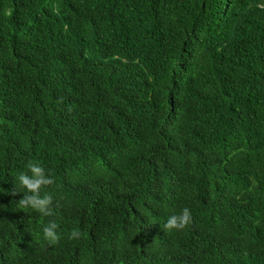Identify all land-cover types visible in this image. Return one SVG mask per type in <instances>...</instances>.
<instances>
[{
  "label": "trees",
  "instance_id": "obj_1",
  "mask_svg": "<svg viewBox=\"0 0 264 264\" xmlns=\"http://www.w3.org/2000/svg\"><path fill=\"white\" fill-rule=\"evenodd\" d=\"M0 264H264V0H0Z\"/></svg>",
  "mask_w": 264,
  "mask_h": 264
},
{
  "label": "clouds",
  "instance_id": "obj_2",
  "mask_svg": "<svg viewBox=\"0 0 264 264\" xmlns=\"http://www.w3.org/2000/svg\"><path fill=\"white\" fill-rule=\"evenodd\" d=\"M27 172L21 173L17 177L15 186L10 190V195L16 196L23 193L18 199V210L23 212L34 211L43 217H50L53 213V206H60L59 201H54V197L47 189L55 183L54 178L46 169L37 162L29 161ZM22 190V191H21ZM192 223V212L188 207L183 208L178 214L168 217L167 221L160 226L165 233L173 230L183 231ZM58 224L54 220H49L42 226L43 239L50 246L60 242L61 236L57 231ZM79 230L73 229L68 235L69 240L79 239Z\"/></svg>",
  "mask_w": 264,
  "mask_h": 264
}]
</instances>
